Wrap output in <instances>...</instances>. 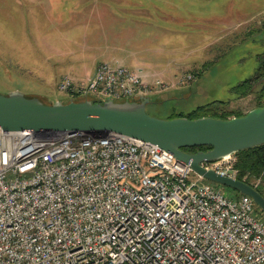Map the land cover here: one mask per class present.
<instances>
[{"label": "built area", "instance_id": "1", "mask_svg": "<svg viewBox=\"0 0 264 264\" xmlns=\"http://www.w3.org/2000/svg\"><path fill=\"white\" fill-rule=\"evenodd\" d=\"M168 85L102 61L85 80L62 76L58 88L102 102ZM229 157L199 165L237 178ZM204 179L125 134L0 127V264H264V217L252 197Z\"/></svg>", "mask_w": 264, "mask_h": 264}, {"label": "rangeland", "instance_id": "2", "mask_svg": "<svg viewBox=\"0 0 264 264\" xmlns=\"http://www.w3.org/2000/svg\"><path fill=\"white\" fill-rule=\"evenodd\" d=\"M47 0H0V93L21 91L36 95L44 102H67L69 94L58 88L60 79H52L54 51L48 52L42 35L54 32L42 5ZM140 3L161 23L176 30L173 37L184 45L178 76L190 72L194 77L182 83H169L171 89L160 96L149 94L146 111L168 118L173 112H187L214 100L225 101L217 109L228 116L246 113L261 100L256 91L237 96L234 85L254 75L259 55L264 51V0H127ZM150 9V10H149ZM179 52V51H178ZM46 57H50L47 58ZM50 67V68H49ZM165 88V89H166ZM157 92V91H156ZM162 97V100L158 99ZM220 112V113H221ZM229 118V117H228ZM236 161L232 153L228 158ZM260 182L259 178L253 179ZM235 197L237 189L204 179ZM264 184V181H263ZM256 211L262 217L259 206Z\"/></svg>", "mask_w": 264, "mask_h": 264}, {"label": "water", "instance_id": "3", "mask_svg": "<svg viewBox=\"0 0 264 264\" xmlns=\"http://www.w3.org/2000/svg\"><path fill=\"white\" fill-rule=\"evenodd\" d=\"M148 96L93 102L85 98L67 102H44L21 91L0 93V127L5 130L117 132L157 144L174 154L204 178L229 185L252 197L264 212V196L242 179L225 176L199 165L238 150L264 143V105L240 116L219 118L176 116L160 118L149 114ZM188 146H210L188 152Z\"/></svg>", "mask_w": 264, "mask_h": 264}, {"label": "crops", "instance_id": "4", "mask_svg": "<svg viewBox=\"0 0 264 264\" xmlns=\"http://www.w3.org/2000/svg\"><path fill=\"white\" fill-rule=\"evenodd\" d=\"M47 1L42 9L55 30L42 35V43L48 52L54 51L53 56L49 55L53 58L51 62L46 57L52 79L70 75L82 81L100 62L116 61L142 71L149 81L154 78L166 83L177 81V69L184 62L180 60L184 45L173 37L176 30L162 24L152 12L144 11L140 3ZM171 89L163 88L151 94L160 96Z\"/></svg>", "mask_w": 264, "mask_h": 264}, {"label": "trees", "instance_id": "5", "mask_svg": "<svg viewBox=\"0 0 264 264\" xmlns=\"http://www.w3.org/2000/svg\"><path fill=\"white\" fill-rule=\"evenodd\" d=\"M258 58L259 63L254 75L241 80L232 88L237 96H241L253 91L255 86H259L256 94L261 102L256 107L264 105V51L259 55ZM224 104H226L225 101L214 100L206 104L197 105L195 108L187 112H173L168 116V118L176 116L195 118L206 115L219 118L232 117L226 115L223 113V111L221 112L220 109H217V105L222 106ZM243 114L244 113L234 114L233 116H240ZM209 148L210 146H188L184 147L183 149L188 152H196L198 150H207ZM233 154L236 156L235 167L238 170L237 178L251 184L264 196V143L238 150ZM255 178H259L260 182H254L253 179ZM240 194L241 192H238L235 197L239 196Z\"/></svg>", "mask_w": 264, "mask_h": 264}]
</instances>
